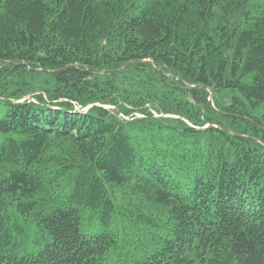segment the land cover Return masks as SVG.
<instances>
[{"label":"trees","instance_id":"obj_1","mask_svg":"<svg viewBox=\"0 0 264 264\" xmlns=\"http://www.w3.org/2000/svg\"><path fill=\"white\" fill-rule=\"evenodd\" d=\"M263 116L264 0H0V264H264Z\"/></svg>","mask_w":264,"mask_h":264},{"label":"rangeland","instance_id":"obj_2","mask_svg":"<svg viewBox=\"0 0 264 264\" xmlns=\"http://www.w3.org/2000/svg\"><path fill=\"white\" fill-rule=\"evenodd\" d=\"M262 109H259L258 115H262ZM263 127H264V116L262 117ZM150 226V224H149ZM113 230L116 227L111 226ZM82 229L89 233L92 231L91 222L87 218L83 221ZM37 236L36 230H31L29 232L28 239L24 242V245H20L16 250L18 255H22L26 250L27 251H37L38 245H34L35 239ZM152 237L151 234L149 235H141L140 238L142 239L140 242L132 241L129 245L125 244L124 241H121L120 246L117 248L111 249L106 255L104 262L105 264H134L135 258L137 257V252L140 250L139 245L141 243H149L150 238Z\"/></svg>","mask_w":264,"mask_h":264},{"label":"water","instance_id":"obj_3","mask_svg":"<svg viewBox=\"0 0 264 264\" xmlns=\"http://www.w3.org/2000/svg\"><path fill=\"white\" fill-rule=\"evenodd\" d=\"M210 102L213 104V93L210 91V97H209ZM246 136V135H244ZM246 137H250V136H246Z\"/></svg>","mask_w":264,"mask_h":264}]
</instances>
